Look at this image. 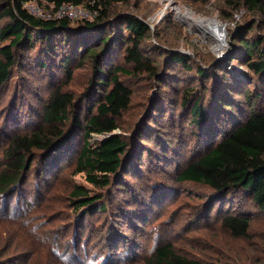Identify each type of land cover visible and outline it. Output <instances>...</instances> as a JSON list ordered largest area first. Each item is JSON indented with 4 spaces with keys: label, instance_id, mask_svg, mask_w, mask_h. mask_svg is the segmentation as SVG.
<instances>
[{
    "label": "rangeland",
    "instance_id": "374dc122",
    "mask_svg": "<svg viewBox=\"0 0 264 264\" xmlns=\"http://www.w3.org/2000/svg\"><path fill=\"white\" fill-rule=\"evenodd\" d=\"M25 8L37 18H42L38 12L45 16H53L54 12L35 2H28ZM109 9L113 18L135 17L147 26L142 52L159 75L127 64L122 55L128 44L120 37L118 48L122 51L117 64L124 67L121 79L133 96L129 110L118 122L121 128L115 133H123L133 147L160 95L178 114L184 94L199 91L196 73L176 65L173 55L182 54L194 66L220 61V65L228 67L229 76L246 80L247 58L230 60L239 54V42L244 36L264 37V11L239 0H124ZM122 22L119 19L113 23L115 28L108 30L116 34ZM207 22L224 26L222 45L216 44L214 35L205 28ZM126 34L125 31L122 37ZM92 67L87 60L75 68L71 81L60 76L55 83L62 84L63 91L73 96L78 104L74 109H81L82 115L87 113L83 108L91 104ZM16 73L20 77L17 74L11 86L0 88V172L7 162L8 142L16 133L30 132L41 115V105L55 87L53 81L33 71ZM163 126L168 133L176 128L167 122ZM104 138L94 134L90 141L94 144ZM168 138L174 150L171 155L179 160H170L158 169L155 164L146 168L150 152H157L159 147L144 141L139 150L145 164L144 177L137 179L138 172L130 168L125 176L124 171L118 172V177L112 176L111 184L104 188L91 185L86 172L79 173L77 169L76 156L83 144L80 136L75 142L76 151L61 154L58 163L51 166L44 164L49 160L42 151H33L32 157L27 155L30 169L25 170L21 186L0 196V264H109L122 259V264H144L154 249L167 244H172L178 255L200 264H264V212L247 203L252 213L249 236L234 237L222 226V214L210 204L211 190L178 181L179 170L198 154L195 144L178 134ZM121 177L125 180L122 184ZM78 187L88 190L89 196H100L102 204H108L107 211L91 215L84 208L76 210L73 193ZM237 201L242 209L247 205L243 198ZM234 205L238 211L235 202Z\"/></svg>",
    "mask_w": 264,
    "mask_h": 264
},
{
    "label": "trees",
    "instance_id": "16d2710c",
    "mask_svg": "<svg viewBox=\"0 0 264 264\" xmlns=\"http://www.w3.org/2000/svg\"><path fill=\"white\" fill-rule=\"evenodd\" d=\"M121 1L124 0H0V88L11 86V80L19 74L17 71L21 74L33 71L55 85L46 103L41 105V115L30 132L16 133L8 142L7 162L0 172V196L21 186L25 170L30 169L26 157H32L35 150L42 151L49 160L44 164L51 166L58 163L61 154L76 151L75 142L80 136L83 144L76 156L77 169L79 173L86 172V180L91 185L104 188L111 184L112 176L118 177L116 174L121 171L126 172L125 176L130 168L138 172L137 179L144 177L145 164L139 154L144 141L155 142L159 147L157 152H150L146 168L155 164L158 169L170 160H179L178 156L172 157L174 150L168 138L178 134L193 142L198 150L193 161L179 170L178 181L209 188L210 204L222 214V226L234 237L247 238L252 219L247 203L264 212V37L244 36L239 42L241 53L230 60L247 58L246 80L229 76L228 67L220 65V61L194 66L182 54L173 55L176 65L196 73L199 91L188 90L184 94L178 114L160 95L133 147L123 133H115L121 128L118 122L129 110L133 96L121 79L125 69L121 63L117 64L122 51L118 48L120 37L128 44L122 55L127 64L159 75L142 52L147 26L135 17L113 18L109 14L110 6ZM28 2L45 4L53 10L73 4L98 10L99 15L93 21L79 23L66 18L44 20L25 8ZM239 2L264 11V0ZM119 19L123 27L116 35L108 29L115 28L113 23ZM125 31L128 35L122 37ZM87 60L93 66L91 104L83 108L87 113L82 115L81 109H74L78 104L73 96L63 91L62 84L55 83L60 76L71 81L75 68ZM166 122L176 127L171 133L163 128ZM94 134L105 138L92 144L90 139ZM128 153L132 154L131 158ZM122 178L120 184L125 181ZM88 193L83 187L74 191L76 210L84 208L91 215L106 212L108 204H102L100 196L92 197ZM238 198L247 204L243 209ZM234 202L238 211L233 208ZM117 263L122 264L123 259L109 264ZM144 264L200 263L178 255L174 246L167 244L154 249Z\"/></svg>",
    "mask_w": 264,
    "mask_h": 264
},
{
    "label": "built area",
    "instance_id": "2783aa9c",
    "mask_svg": "<svg viewBox=\"0 0 264 264\" xmlns=\"http://www.w3.org/2000/svg\"><path fill=\"white\" fill-rule=\"evenodd\" d=\"M81 6H76L73 4H66L59 8L58 10H54L53 16H45L41 14L42 19L44 20H56V19H69L72 22L77 21H92L94 18L98 17L96 10H86L80 8ZM33 15V14H32ZM34 16V15H33Z\"/></svg>",
    "mask_w": 264,
    "mask_h": 264
},
{
    "label": "bare ground",
    "instance_id": "6f19581e",
    "mask_svg": "<svg viewBox=\"0 0 264 264\" xmlns=\"http://www.w3.org/2000/svg\"><path fill=\"white\" fill-rule=\"evenodd\" d=\"M168 9H171L170 6L168 7ZM204 26L209 31V34L212 33L214 35L213 39L215 40L216 44L222 45L224 42L223 37L225 34L224 26H222L219 22H207Z\"/></svg>",
    "mask_w": 264,
    "mask_h": 264
}]
</instances>
